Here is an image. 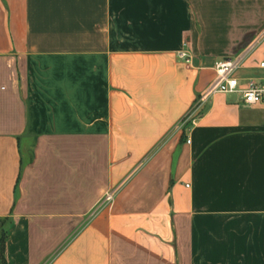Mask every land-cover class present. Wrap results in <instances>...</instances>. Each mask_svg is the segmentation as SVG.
Wrapping results in <instances>:
<instances>
[{
  "label": "crops",
  "instance_id": "1",
  "mask_svg": "<svg viewBox=\"0 0 264 264\" xmlns=\"http://www.w3.org/2000/svg\"><path fill=\"white\" fill-rule=\"evenodd\" d=\"M243 54L264 0H0L6 264H264V105L207 94Z\"/></svg>",
  "mask_w": 264,
  "mask_h": 264
},
{
  "label": "built area",
  "instance_id": "2",
  "mask_svg": "<svg viewBox=\"0 0 264 264\" xmlns=\"http://www.w3.org/2000/svg\"><path fill=\"white\" fill-rule=\"evenodd\" d=\"M244 56L245 54L234 59H224L215 64V77L207 90V94H239L242 102L246 105H264L263 86H259L253 82L241 84L234 76ZM178 57L185 60L186 63L188 62L187 55L183 51L178 53ZM260 67L263 68L264 63H261ZM113 201L114 194L107 192L104 195L103 202L110 207Z\"/></svg>",
  "mask_w": 264,
  "mask_h": 264
},
{
  "label": "trees",
  "instance_id": "3",
  "mask_svg": "<svg viewBox=\"0 0 264 264\" xmlns=\"http://www.w3.org/2000/svg\"><path fill=\"white\" fill-rule=\"evenodd\" d=\"M5 236H6L5 219H0V264H6L3 255Z\"/></svg>",
  "mask_w": 264,
  "mask_h": 264
},
{
  "label": "rangeland",
  "instance_id": "4",
  "mask_svg": "<svg viewBox=\"0 0 264 264\" xmlns=\"http://www.w3.org/2000/svg\"><path fill=\"white\" fill-rule=\"evenodd\" d=\"M232 59H234V58H232Z\"/></svg>",
  "mask_w": 264,
  "mask_h": 264
}]
</instances>
